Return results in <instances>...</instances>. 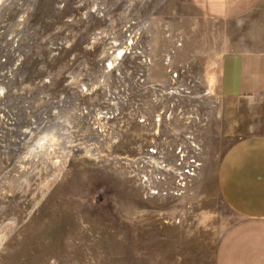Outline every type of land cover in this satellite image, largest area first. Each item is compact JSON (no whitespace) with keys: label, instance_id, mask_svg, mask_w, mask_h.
Instances as JSON below:
<instances>
[{"label":"rangeland","instance_id":"obj_1","mask_svg":"<svg viewBox=\"0 0 264 264\" xmlns=\"http://www.w3.org/2000/svg\"><path fill=\"white\" fill-rule=\"evenodd\" d=\"M236 23L206 18L189 0L11 4L10 31L27 36L31 97L44 108L72 100L44 134L58 163L46 155L21 169L0 157V264H216L221 238L240 219L221 190L222 161L238 141L264 134V99L228 97L217 84ZM129 39L132 52L117 65L132 68L127 77L106 64ZM144 70L165 92L173 78L196 87L164 103L149 89L140 104L122 105L120 84L134 86ZM153 149L175 170L148 161Z\"/></svg>","mask_w":264,"mask_h":264},{"label":"crops","instance_id":"obj_2","mask_svg":"<svg viewBox=\"0 0 264 264\" xmlns=\"http://www.w3.org/2000/svg\"><path fill=\"white\" fill-rule=\"evenodd\" d=\"M206 18L236 21L216 70L228 97L264 99V0H189ZM220 185L240 216L221 238L216 264H264V134L250 135L226 153Z\"/></svg>","mask_w":264,"mask_h":264},{"label":"built area","instance_id":"obj_3","mask_svg":"<svg viewBox=\"0 0 264 264\" xmlns=\"http://www.w3.org/2000/svg\"><path fill=\"white\" fill-rule=\"evenodd\" d=\"M15 2L17 0H0V157L4 160L10 159L13 162H18L21 169H26L49 159L42 154L43 150H39L40 145H42L40 141L45 132L51 129L53 124L51 116L59 115L60 108L71 102L72 97L63 95L59 99L51 101L48 108H44L40 104L45 101L43 97L41 102H38L40 100H33L31 97L27 85L23 83L22 76V68L28 51L27 36L10 31V6ZM26 17L27 13L19 16L17 20L23 24ZM132 37L137 38L136 36ZM120 44L122 45L120 47L122 53L116 59L115 64H106L108 69H114L123 61L132 52V47L135 45L132 39L123 40V44L120 42L117 45ZM60 48L57 47V53H59L58 49ZM147 63H150L149 59ZM120 65L117 66V74L121 75L123 72L129 77L132 68L124 70L123 66ZM148 75L146 70L140 72L137 76L140 80L134 86L127 83L120 84L118 101L122 105H127L131 98H135L140 104L146 97V91L151 89L150 91L154 90L155 93L159 92L158 95L152 92L153 101L164 103L166 97L173 98L174 96L175 99H179L192 93L196 87L195 83L190 84L183 79L177 82L178 80L173 78L176 85L169 87L170 91L165 92L164 84L152 82ZM174 77H177V73ZM46 81L49 82L50 80L47 79ZM51 109H53L52 112ZM147 109L144 108L145 113ZM84 112L88 113V110L82 111L81 114ZM146 114L150 115L148 112ZM148 118L145 115L140 120L144 122ZM67 127L69 132L73 131L72 126L67 125ZM59 141L61 140H57V144L62 142L59 143ZM52 158H55L56 161L54 162L57 163L61 159V157L58 159L57 156Z\"/></svg>","mask_w":264,"mask_h":264},{"label":"bare ground","instance_id":"obj_4","mask_svg":"<svg viewBox=\"0 0 264 264\" xmlns=\"http://www.w3.org/2000/svg\"><path fill=\"white\" fill-rule=\"evenodd\" d=\"M122 50L121 48H118V55H121ZM64 120L60 121V127L66 126L64 124ZM63 125V126H61ZM160 126V125H159ZM43 137V136H42ZM42 143V145H40L39 150H43L44 155H47L48 157H53L56 150L54 146H57L55 141H53L51 138H47V137H43L42 140L40 141V144ZM84 151L86 152V154H93V150L90 147V145H85L84 146ZM164 152L163 151H157L156 149L152 150L151 155L148 157V161H150L151 163H153V165L159 170V171H172L175 170L174 167L169 166L168 164H164V161H161L159 158H163L165 156H163ZM168 156V155H167ZM152 173V172H151ZM150 173V175H151ZM148 176V175H147ZM147 180V179H146Z\"/></svg>","mask_w":264,"mask_h":264}]
</instances>
